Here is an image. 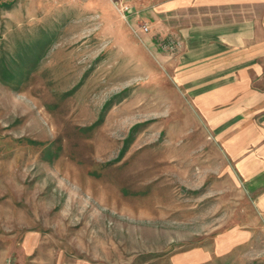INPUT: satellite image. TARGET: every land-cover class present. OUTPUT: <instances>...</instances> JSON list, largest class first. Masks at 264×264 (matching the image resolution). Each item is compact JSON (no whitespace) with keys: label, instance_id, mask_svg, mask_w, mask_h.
I'll use <instances>...</instances> for the list:
<instances>
[{"label":"rangeland","instance_id":"1","mask_svg":"<svg viewBox=\"0 0 264 264\" xmlns=\"http://www.w3.org/2000/svg\"><path fill=\"white\" fill-rule=\"evenodd\" d=\"M155 1L0 0V264H264V123Z\"/></svg>","mask_w":264,"mask_h":264},{"label":"crops","instance_id":"2","mask_svg":"<svg viewBox=\"0 0 264 264\" xmlns=\"http://www.w3.org/2000/svg\"><path fill=\"white\" fill-rule=\"evenodd\" d=\"M144 1L131 0L142 8ZM166 10L198 13L201 23L183 29L186 57L199 60L200 76L217 77L204 99L218 103V117L240 106L253 123H264V0H167ZM258 76L263 81H255ZM254 156L264 158V143Z\"/></svg>","mask_w":264,"mask_h":264},{"label":"built area","instance_id":"3","mask_svg":"<svg viewBox=\"0 0 264 264\" xmlns=\"http://www.w3.org/2000/svg\"><path fill=\"white\" fill-rule=\"evenodd\" d=\"M114 1L124 13L129 14L132 12L131 0H114ZM143 29L145 31H147L149 29V27L147 25H145V26H143Z\"/></svg>","mask_w":264,"mask_h":264}]
</instances>
